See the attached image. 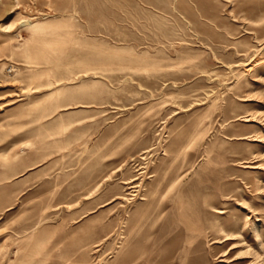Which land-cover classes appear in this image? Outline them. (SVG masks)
I'll return each mask as SVG.
<instances>
[{"label":"rangeland","instance_id":"1","mask_svg":"<svg viewBox=\"0 0 264 264\" xmlns=\"http://www.w3.org/2000/svg\"><path fill=\"white\" fill-rule=\"evenodd\" d=\"M263 261L264 0H0V264Z\"/></svg>","mask_w":264,"mask_h":264},{"label":"bare ground","instance_id":"2","mask_svg":"<svg viewBox=\"0 0 264 264\" xmlns=\"http://www.w3.org/2000/svg\"><path fill=\"white\" fill-rule=\"evenodd\" d=\"M40 26V23H37V22H35V23H26L25 24V27L27 28V29H30V30H35L36 28H38ZM256 167V166H255ZM132 186H135V185H132ZM178 202V201H177ZM175 206H176V204H175ZM180 207V206H179ZM180 209V208H179ZM217 212H219V213H222L223 211L222 210H216ZM191 212V211H190ZM217 212H215L214 211V213H217ZM191 217V216H190ZM183 217L181 216V218L180 219H182ZM178 219H179V217H178ZM203 220V219H202ZM180 221V220H179ZM217 222V221H216ZM182 223V222H181ZM233 223H234V221H233ZM237 223V222H236ZM236 223H234V224H232V225H228V226H225V227H222V228H220L221 229V231H222V234H223V237H224V240H231V239H234V237H239L240 239L239 240H242V239H244L245 238V236H244V234L245 233H243L242 231L243 230H241V226L239 225V224H236ZM239 223V222H238ZM217 224V223H216ZM240 224H242V223H240ZM187 226H185L184 228H183V230H185L186 232H191V235L192 234H195V232H197L198 233V235H200V233L202 232V229L200 230L199 229V227H197V226H195V224H191L190 223V225H188V224H186ZM196 225H199L198 224V222H197V224ZM203 224H201V226H202ZM218 225V224H217ZM251 225H253V231L255 232V236L256 237H259V232H258V228H257V226L253 223V224H251ZM183 226V225H182ZM204 227V226H203ZM219 228V227H218ZM217 228V229H218ZM218 232V231H217ZM184 233V232H183ZM204 235V234H203ZM211 235V234H210ZM209 235V236H210ZM220 235V234H219ZM189 236V235H188ZM222 237V236H221ZM183 238H185V237H183ZM198 238H199V236H198ZM197 238V239H198ZM200 239V238H199ZM201 239H204V238H201ZM216 239V241L218 240V238H215ZM258 239H260V238H258ZM183 240H185V239H183ZM215 241V240H214ZM184 249V248H183ZM242 253H249V251L247 250V251H245V252H242ZM254 255H255V257H258L260 254L259 253H257V252H255L254 253ZM264 262V261H263Z\"/></svg>","mask_w":264,"mask_h":264}]
</instances>
